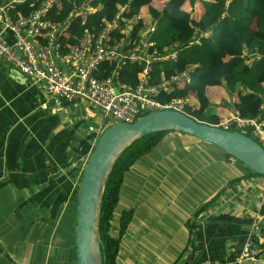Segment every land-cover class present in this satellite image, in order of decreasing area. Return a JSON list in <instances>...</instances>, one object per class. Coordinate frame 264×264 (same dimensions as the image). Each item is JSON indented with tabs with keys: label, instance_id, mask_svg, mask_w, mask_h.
<instances>
[{
	"label": "crops",
	"instance_id": "obj_1",
	"mask_svg": "<svg viewBox=\"0 0 264 264\" xmlns=\"http://www.w3.org/2000/svg\"><path fill=\"white\" fill-rule=\"evenodd\" d=\"M253 27L264 33V19H256ZM226 57L219 54L221 60ZM53 101L41 84L0 63V215L15 220L10 236L0 231V264H77L74 226L80 183L101 133L89 129L78 135L79 123L72 113L83 101ZM45 102L48 109L43 108ZM102 120L109 121L105 115ZM215 147L171 131L132 168L112 231L119 234L121 212L134 208L118 264H205L210 259L227 264L237 261L248 242L264 255V178L241 180L198 218L193 216L233 178L234 172L213 174L208 166L199 168L201 160L209 163L211 157L231 162L233 157ZM199 173L211 178H198ZM196 179L202 187L208 179L203 188L209 198L184 204L179 196L190 185L196 193ZM225 181L226 186L218 189ZM9 188L22 190L24 199L6 212L2 202ZM191 219L196 222L193 232ZM175 245L180 252H173ZM3 254L6 262L1 260Z\"/></svg>",
	"mask_w": 264,
	"mask_h": 264
},
{
	"label": "built area",
	"instance_id": "obj_2",
	"mask_svg": "<svg viewBox=\"0 0 264 264\" xmlns=\"http://www.w3.org/2000/svg\"><path fill=\"white\" fill-rule=\"evenodd\" d=\"M19 5L30 11L23 13ZM68 6L70 10L62 16ZM103 8L102 2L94 0H0V63L14 66L32 83L41 84L55 104L61 99L80 100L117 122L131 123L157 110L183 111V105L192 102L189 96L170 98V94L191 81L196 65L188 64L182 72L156 82L153 63L178 60V45L159 49L152 39L155 22L149 15L133 12L129 3L112 16L96 18ZM92 16L93 28H85L80 35L72 32ZM212 34V30L200 31L193 41L201 44L202 38ZM132 64L141 68L134 84L127 81L131 74L126 68ZM49 105L45 102L43 108ZM212 125L250 130L263 145L264 98L256 116L244 117L233 104L230 114ZM89 129L101 132L93 125ZM245 262L264 264L262 250L252 242L237 261L227 264ZM205 264L226 263L210 259Z\"/></svg>",
	"mask_w": 264,
	"mask_h": 264
},
{
	"label": "trees",
	"instance_id": "obj_3",
	"mask_svg": "<svg viewBox=\"0 0 264 264\" xmlns=\"http://www.w3.org/2000/svg\"><path fill=\"white\" fill-rule=\"evenodd\" d=\"M98 2H102L104 8L96 18L112 16L120 6L129 3L133 12L139 11L149 15L155 22L156 30L152 39L156 41L159 49L178 45V60L153 63L152 71L156 82L169 74L182 72L188 64L196 65L195 71L191 73V81L181 83L170 94V98L186 96L193 98L194 102L184 104L182 107L187 115L200 122L215 124L228 116L233 104L244 117H254L259 113L264 98V33L255 30L253 25L256 19H264V0H165L163 6L155 4V0H94L95 4ZM70 8L66 7L62 16H65ZM18 10L23 13L30 11L24 5H19ZM62 16L57 19H61ZM93 21L94 16L89 17L83 27L75 31L72 29V32L80 35L85 28H93ZM204 30H212L213 34L208 38H202L201 44L194 43L196 33ZM221 52L227 55L224 60L219 58ZM140 69L136 64L127 66L126 70L131 74L127 81L136 83ZM211 85L223 86L231 95L230 100L218 90H212ZM144 115L146 114L142 116ZM106 118L112 120L105 121L107 124L99 139L117 122L112 117ZM234 130L257 140L250 130ZM169 132L171 131L154 132L135 141L123 152L112 169L101 209L103 264H118L121 242L134 218V208L123 210L119 216V234L117 236L113 234L127 175L140 159L154 151ZM94 136L95 134H92L90 137ZM95 147L96 145L93 151ZM254 177L264 178V175L253 171L232 178L227 187L207 200L193 216L198 218L234 184ZM195 225V220L191 219L189 227L192 232Z\"/></svg>",
	"mask_w": 264,
	"mask_h": 264
},
{
	"label": "water",
	"instance_id": "obj_4",
	"mask_svg": "<svg viewBox=\"0 0 264 264\" xmlns=\"http://www.w3.org/2000/svg\"><path fill=\"white\" fill-rule=\"evenodd\" d=\"M158 131L183 132L210 142L264 175V146L243 132L200 122L173 109L153 111L131 123L116 122L101 136L83 171L76 223L77 264H103L101 209L112 169L132 143Z\"/></svg>",
	"mask_w": 264,
	"mask_h": 264
},
{
	"label": "rangeland",
	"instance_id": "obj_5",
	"mask_svg": "<svg viewBox=\"0 0 264 264\" xmlns=\"http://www.w3.org/2000/svg\"><path fill=\"white\" fill-rule=\"evenodd\" d=\"M165 0H155V4H158L159 6L164 4ZM215 88L218 89V92H220L222 95H224L226 97V99L231 98V95L228 93V91L221 85L218 86H214L211 87L212 90H214ZM217 98V97H216ZM192 102L193 98L191 97ZM74 116V119H76L75 121L79 123V128H78V135L85 133L87 134L89 132V126L93 125L96 130H101L100 133H102V130L104 129V127L106 126V122H103L102 118L104 116V112L99 109L98 107L92 105V104H88V103H83V105H79L77 107V109L74 110V112L72 113ZM142 117V116H141ZM112 120V119H109ZM115 121V120H114ZM216 146V145H215ZM264 146V144H263ZM217 149V152H221V148L219 147H215ZM219 148V149H218ZM225 152V151H224ZM212 153V151L210 152V154ZM227 154V153H226ZM200 156V154L198 155V157ZM227 157V156H226ZM144 158V157H143ZM142 158V159H143ZM228 158V157H227ZM142 159L139 160L142 161ZM192 161L196 160L195 158H191ZM233 160V161H232ZM236 159L233 158L231 159V162H228L224 159H221L219 157H211L209 159V163L204 162L203 160L200 161V166L199 168H202L204 166H208L209 170L212 172L213 174H218L224 171H227V173L229 172H234L233 174V178L236 176H243L245 174L249 173H253V171L246 166L245 164H243L240 161H235ZM199 165V164H197ZM85 168V167H84ZM202 171V170H201ZM200 171V172H201ZM236 173H241V174H236ZM248 173V174H249ZM198 175V173H197ZM200 175V173H199ZM207 175L209 178H211V176H209L207 173L205 174ZM205 175H200L198 178H203V176ZM208 179H205L203 182V187L205 186V183L207 182ZM226 182L222 183L218 189H220L222 186H226ZM191 184V183H188ZM194 184L197 188L196 189V193H194L192 191V185H190L189 188L186 189L185 193L180 195L179 197L180 200L185 204L186 202H194V201H198V200H202V198L207 197L208 196V191H206L202 186H201V181L196 179L194 181ZM208 186V185H207ZM9 191V194H8ZM7 191V197L5 198V201L2 202V206L4 207L5 211L7 212L9 205H16V201L18 200V202H20L21 200H23L24 198V192L22 190H19L17 188H9ZM183 198V199H182ZM209 197H207L208 199ZM206 199V200H207ZM15 224V220H10L8 217H4L2 215H0V231H3L4 234L6 236L9 235V230H11V226ZM10 236V235H9ZM155 246V245H154ZM158 248V246H156ZM180 247L179 245H175V248L173 247V252H180ZM8 253V252H6ZM6 254H3L1 260L6 262Z\"/></svg>",
	"mask_w": 264,
	"mask_h": 264
}]
</instances>
